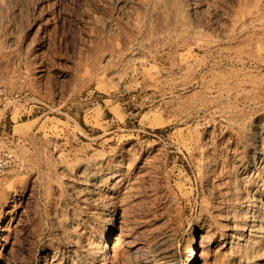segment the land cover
Returning <instances> with one entry per match:
<instances>
[{"label": "rangeland", "instance_id": "1", "mask_svg": "<svg viewBox=\"0 0 264 264\" xmlns=\"http://www.w3.org/2000/svg\"><path fill=\"white\" fill-rule=\"evenodd\" d=\"M263 120L264 0H0V264H232Z\"/></svg>", "mask_w": 264, "mask_h": 264}, {"label": "bare ground", "instance_id": "2", "mask_svg": "<svg viewBox=\"0 0 264 264\" xmlns=\"http://www.w3.org/2000/svg\"><path fill=\"white\" fill-rule=\"evenodd\" d=\"M259 160L260 170L249 182V185L255 184L256 188L245 195L230 179L222 199V209L226 210V214L222 216L223 219L218 225L223 227L224 222L231 224L225 226L230 229H228L229 232L223 234L222 240L223 247L227 249L232 264H264V147L261 148ZM85 175L82 182L89 190L93 183V175L90 170H87ZM116 214V209H114L110 217L108 215L109 218L105 220L109 234L118 228L119 218ZM123 244L124 236H117L113 245L121 247ZM112 249L109 240H107L104 249L98 251L95 262L106 264ZM200 249L197 233L194 232L188 248L186 264L197 262ZM166 264L175 263L168 261Z\"/></svg>", "mask_w": 264, "mask_h": 264}]
</instances>
